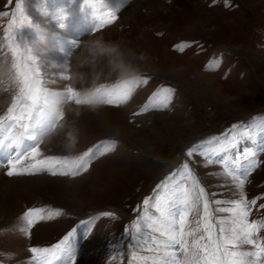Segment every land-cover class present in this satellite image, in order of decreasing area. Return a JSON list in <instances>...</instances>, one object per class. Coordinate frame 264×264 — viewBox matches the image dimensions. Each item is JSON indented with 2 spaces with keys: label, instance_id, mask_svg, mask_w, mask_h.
I'll use <instances>...</instances> for the list:
<instances>
[{
  "label": "rangeland",
  "instance_id": "rangeland-1",
  "mask_svg": "<svg viewBox=\"0 0 264 264\" xmlns=\"http://www.w3.org/2000/svg\"><path fill=\"white\" fill-rule=\"evenodd\" d=\"M98 39L118 54H93ZM57 61L61 81L49 73ZM0 67V142L30 140L27 166L33 148L35 159L59 164L30 165L39 192H17L0 207V264H36L30 248L73 228L74 264H196L205 224L214 223L215 238L233 219V201L247 203L254 239L264 241V0H0ZM29 82L40 94L19 124L9 110L24 104ZM10 146L0 149V171ZM169 189L187 190L188 206L180 195L165 206ZM182 210L187 252L142 221L132 231L138 217L160 223Z\"/></svg>",
  "mask_w": 264,
  "mask_h": 264
},
{
  "label": "snow or ice",
  "instance_id": "snow-or-ice-1",
  "mask_svg": "<svg viewBox=\"0 0 264 264\" xmlns=\"http://www.w3.org/2000/svg\"><path fill=\"white\" fill-rule=\"evenodd\" d=\"M89 2V0H86ZM19 7V4H17ZM109 19L115 20V16H111ZM26 75V73H25ZM40 94V90L36 87V85L32 82H29V86L26 87L24 92V104L22 106L17 107L13 105L9 110L8 119L21 123L24 121H30L32 118V108L31 104H35ZM166 106V99L163 101ZM3 117H0V130L3 129ZM261 130L264 131V126H261ZM255 132V128H245L242 130V134L245 136H251ZM235 137H231L229 140L230 144H234ZM3 144H0L2 147ZM223 150V149H221ZM32 154V158L35 160V163L32 165L33 168L37 170H50L55 168L58 162L54 158H45L43 160L35 159L39 154L38 148L30 149ZM252 154L251 152L249 153ZM17 160L9 159L7 164L9 166L7 175H18L22 174L17 170L15 164L18 162ZM247 159V157H245ZM255 167V161H250L249 170ZM53 174H56L53 172ZM189 178L194 180V177H191L189 174ZM244 184V179H240V187L242 188ZM167 187V186H165ZM177 195L182 197L181 200V208H185L188 206L187 197L189 192L187 190L178 193L173 189H169L163 192V204L165 206H171L173 198ZM200 195H204V189H200ZM150 198H146L144 200V205L147 206ZM219 203V201H217ZM237 205L236 208L227 209V211H231L233 213V219L230 222L228 227L223 225L219 228L218 235L213 237L212 229L215 226L214 223L208 222L204 226L205 236L201 237V240H206L201 248V252L194 251L192 253L193 257H199L196 260V264H253V260L249 258H254L255 264H261L262 260H264V241L261 244H257L254 239L257 231H258V222H249L247 217L249 216V211L247 203L242 201H233ZM254 204L255 201H252ZM158 211L161 210V201L157 200L155 205ZM264 207V206H262ZM36 211L33 209H29L26 213V216L31 217L32 213ZM218 211H225V209H218ZM204 212L205 215L203 219L205 221L208 220V201H204ZM103 215L110 216L113 213L105 212ZM171 215V214H170ZM188 213L186 211H180L175 215H171V218L165 217L161 214L160 223L156 222V218L154 217H138V221L133 225V233H138L140 230V221L143 222L144 226L155 230L160 231L163 235H167L168 237V246L174 248L176 245H180L182 249L186 252L188 250L187 241L185 240V236L190 233H186L184 231L185 225L187 223ZM33 220L29 219L28 224L32 225ZM85 231L83 233L84 238H87L91 229L88 227L89 222L83 221L81 222ZM126 234L128 233V229L125 230ZM226 233H230V235H226ZM77 235V229L73 228L66 235L63 236L55 245L38 248L32 247L29 249L31 253H33V259L36 261V264H55L56 261L65 260L66 264H74L75 256L73 255V239ZM155 240V237H153ZM194 246H197V242H193ZM241 244L253 245L255 248H258L259 251L245 250L240 247Z\"/></svg>",
  "mask_w": 264,
  "mask_h": 264
},
{
  "label": "bare ground",
  "instance_id": "bare-ground-1",
  "mask_svg": "<svg viewBox=\"0 0 264 264\" xmlns=\"http://www.w3.org/2000/svg\"><path fill=\"white\" fill-rule=\"evenodd\" d=\"M63 46H62V48H63ZM65 47H67V46H65ZM60 59H63V58L60 57ZM57 63H59V64H57L55 66V69L51 70L49 73L53 74V75H56L58 77V78L54 77V80L58 79L59 81H61L62 79H60V77L58 76V74L61 73V69L60 68H56V67L62 66V62H58L57 61ZM2 71L3 70L0 67V74L2 73ZM59 128H60V126H59ZM37 131H36V133H37ZM39 138H40V136L37 135L36 140H38ZM11 139H12V137H11ZM3 143H4V138L1 140L0 144H3ZM9 143L8 142L6 143V144H8L7 148H6L7 145L5 144L2 147V149H1V147H0V149L4 150L6 148V150H7L9 148V146H10ZM30 145H31V141L30 140L26 139L24 141L23 139L17 137L14 140V143L10 146L9 158L16 160L17 159V155L18 156L21 155V156H19V158L22 157L23 154H25L24 157L27 156L28 155L27 150H28ZM12 146L16 147L15 148L16 150H14L16 152H13V147ZM15 153H16V156H15ZM27 160H28V158L25 157V158L22 159V161L19 162L20 163V165H19L20 167H18V171L24 170V172H21L22 173L21 175L18 174V175H12V176L7 177V173H6L7 170L5 172L4 171H0V173L3 172V175H0V196H1L0 197L1 198L0 207L4 206V205L7 206V207L8 206H12L13 203H14V198H15L14 195L17 192H20V191H23V192H26V193L27 192L31 193L33 191L39 192V190H40L39 186L35 182V180H37V178H36L37 176L33 178V177H31V175H27L26 174V172L30 170V165H32V163H30L27 166V163H26ZM4 166H6V168H8V164H5ZM0 169L3 170V168L1 166H0ZM38 178H39V176H38Z\"/></svg>",
  "mask_w": 264,
  "mask_h": 264
},
{
  "label": "clouds",
  "instance_id": "clouds-1",
  "mask_svg": "<svg viewBox=\"0 0 264 264\" xmlns=\"http://www.w3.org/2000/svg\"><path fill=\"white\" fill-rule=\"evenodd\" d=\"M93 54H96L97 52L99 53H108V54H118V48L116 46L110 47V48H106L101 40H97L94 41L92 44V48H91ZM119 67H121L122 71L127 72L129 69L126 68L123 65V62H121L120 65H118Z\"/></svg>",
  "mask_w": 264,
  "mask_h": 264
},
{
  "label": "crops",
  "instance_id": "crops-1",
  "mask_svg": "<svg viewBox=\"0 0 264 264\" xmlns=\"http://www.w3.org/2000/svg\"><path fill=\"white\" fill-rule=\"evenodd\" d=\"M7 173V172H6Z\"/></svg>",
  "mask_w": 264,
  "mask_h": 264
}]
</instances>
